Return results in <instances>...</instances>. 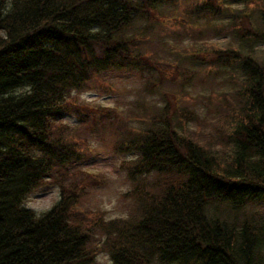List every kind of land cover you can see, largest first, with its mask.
Listing matches in <instances>:
<instances>
[{
    "label": "trees",
    "instance_id": "trees-1",
    "mask_svg": "<svg viewBox=\"0 0 264 264\" xmlns=\"http://www.w3.org/2000/svg\"><path fill=\"white\" fill-rule=\"evenodd\" d=\"M237 3L243 7L233 9ZM176 15L184 24L170 38L178 43L185 34L225 29L237 43L182 58L200 68L174 66L184 83L201 73H231L237 85L210 108L214 130L200 134L204 141L175 124L174 91L167 93V118L147 120L143 133L119 123L120 116L132 120L126 110L81 98L86 91L114 93L111 86L129 74L143 79L145 91L148 75L164 81L160 27ZM200 23L205 29L196 31ZM258 44L264 0H0V264H93L102 251L112 264H264ZM70 115L77 124L66 121ZM97 139L100 149L136 154L121 161L131 186L114 218L88 206L102 181L80 171ZM59 179L60 198L47 212L27 205Z\"/></svg>",
    "mask_w": 264,
    "mask_h": 264
},
{
    "label": "rangeland",
    "instance_id": "rangeland-1",
    "mask_svg": "<svg viewBox=\"0 0 264 264\" xmlns=\"http://www.w3.org/2000/svg\"><path fill=\"white\" fill-rule=\"evenodd\" d=\"M242 8V3H237L236 8ZM254 7V4L250 6ZM250 8H247V11ZM183 17V15H180ZM228 22V18L224 20ZM162 29V40L164 47H162L160 54L167 56V70L165 80L161 81L157 74L153 75V82L149 86L148 91L143 92L141 84L133 78L129 73V79L118 81V94L110 93L109 91H91L83 93L81 98L84 99L88 104L92 105H116L119 104L121 109L125 108L128 115L132 120L125 118L126 116H120L122 119L119 123L124 124L125 127L130 126L129 130H133L136 133H143L145 130L146 121H154L157 117L166 119L170 108L166 110L164 107L168 105L167 93L174 91L176 93L175 98H170L173 105L176 106V111H171L172 118L178 127L183 130L182 133L192 138L203 140L202 135H207L214 130L215 121L214 113L210 110L215 109L217 100L223 99V92L233 90L237 85L230 81L231 73H201L200 79L198 75L194 76L189 82H185L183 74L185 73H174V66L183 63L187 67L200 68L203 64H199L197 61L182 60V58L190 56V53L201 51L203 54H210V51L214 48L230 47L233 44H237L234 41V37L230 33H223V35H208V43H203L205 37L196 33L195 35L185 34L183 39L178 43L171 37L172 31L180 28L183 24V20H179V15L166 17L163 20ZM201 25L196 28V31L205 29V25ZM187 26L193 27L192 24L187 23ZM189 33V32H188ZM257 56H264V44H258L255 46ZM209 56V55H208ZM175 57V58H174ZM211 68V67H210ZM210 68H207L208 70ZM147 74V73H145ZM177 74V79L174 80L172 77ZM191 75L192 73H186ZM179 75V76H178ZM215 75V76H214ZM137 84V85H135ZM221 92V93H220ZM191 93V97L189 96ZM118 101V102H117ZM120 102V103H119ZM136 102L139 103L136 104ZM142 103V104H141ZM135 106H141V109H133ZM184 108V109H183ZM191 109L196 113L195 119L190 117H182V112H187L186 109ZM138 112L135 114V112ZM140 112V113H139ZM168 112V113H167ZM200 116L198 117V115ZM192 115V114H191ZM71 116V117H70ZM67 116L65 119L68 122L77 124L76 118L73 115ZM141 117V120L140 118ZM141 121H145L141 123ZM205 138V136H203ZM200 138V139H199ZM99 140L93 141V146L97 147L96 153L92 156V160L87 163V160L83 162L87 168L93 171H102L106 176L107 180H104V186L93 190L87 199L89 207L101 208L107 211V217H116L122 212V204L125 198L130 194L124 195L123 192L130 188V184L126 180L127 169L121 168V161L125 159L136 158L135 153H121L116 154L110 150L99 148ZM121 147V144L119 145ZM119 147L117 149H119ZM98 150V151H97ZM125 150H122L123 152ZM98 152V153H97ZM104 179V176H103ZM65 179H59L51 184L44 185L37 189L28 198L27 205L37 211L38 214L47 212L60 198V186L65 184ZM93 264H112V259L108 252L102 251L99 253Z\"/></svg>",
    "mask_w": 264,
    "mask_h": 264
},
{
    "label": "bare ground",
    "instance_id": "bare-ground-1",
    "mask_svg": "<svg viewBox=\"0 0 264 264\" xmlns=\"http://www.w3.org/2000/svg\"><path fill=\"white\" fill-rule=\"evenodd\" d=\"M199 116H200V114H199Z\"/></svg>",
    "mask_w": 264,
    "mask_h": 264
}]
</instances>
